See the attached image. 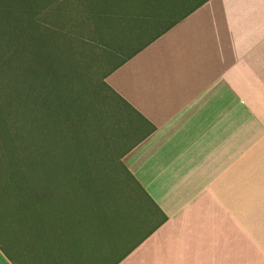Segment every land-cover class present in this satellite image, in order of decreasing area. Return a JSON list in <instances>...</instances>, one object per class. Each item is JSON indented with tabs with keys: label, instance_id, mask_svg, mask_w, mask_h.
<instances>
[{
	"label": "crops",
	"instance_id": "0c3cea01",
	"mask_svg": "<svg viewBox=\"0 0 264 264\" xmlns=\"http://www.w3.org/2000/svg\"><path fill=\"white\" fill-rule=\"evenodd\" d=\"M130 1L111 11L134 17L110 25L121 32L109 39L145 47L105 80L143 128L122 161L157 221L100 251L67 216L36 244L27 215L0 209V264L52 253V264H264V0ZM180 13L149 42L168 27L163 15Z\"/></svg>",
	"mask_w": 264,
	"mask_h": 264
},
{
	"label": "rangeland",
	"instance_id": "374dc122",
	"mask_svg": "<svg viewBox=\"0 0 264 264\" xmlns=\"http://www.w3.org/2000/svg\"><path fill=\"white\" fill-rule=\"evenodd\" d=\"M119 3L115 0H0V32H3L0 42L14 44L27 29L24 38L42 47L44 58L56 62L54 69L48 70V76L46 68L42 71L46 76L43 81L37 80L35 72L25 77L32 85L36 83L42 96L53 100L46 111L39 113L35 109L46 144L54 146L61 161V178L51 192L54 195L51 199L63 204L64 210L72 211L73 219L81 218L84 227L92 220L98 229L100 251L106 245L119 247L134 233L143 235L157 221L153 216L155 209L137 189L120 158L140 137L143 128L133 112L104 83V76L138 48L117 45L109 39L121 32L118 26L108 29L120 22L107 16L121 7ZM163 18L165 24L174 15H163ZM149 32L152 35L156 31ZM15 74L12 63L0 62V101L7 109H12L8 99ZM33 95L36 97V93ZM10 144L9 150H0V198L5 197L9 187L3 176L13 171L16 155H24L21 148ZM22 163V170L29 178L31 168ZM49 185L42 183L46 191ZM33 238L37 244L39 235L35 233ZM57 238L51 236L52 248L57 247ZM14 255L18 260V255ZM29 261L52 264L48 255L41 260L39 254H32ZM19 264L27 263L20 260Z\"/></svg>",
	"mask_w": 264,
	"mask_h": 264
},
{
	"label": "trees",
	"instance_id": "16d2710c",
	"mask_svg": "<svg viewBox=\"0 0 264 264\" xmlns=\"http://www.w3.org/2000/svg\"><path fill=\"white\" fill-rule=\"evenodd\" d=\"M115 1H121V4L119 3L118 6H131L135 4L130 0L123 2L122 0ZM146 1L147 0H142L143 4H145ZM202 2L204 1H197L194 8H197ZM188 14L189 13H180L174 15V18L167 22L168 27L156 30V32L149 38V42H152L154 39L162 35ZM107 16L113 20L123 19L125 16L131 18L134 17L133 14H125L122 12H111ZM26 32L27 29H24V33L20 35L19 39L15 41L14 44L0 42V62L5 61L6 63H12L16 72L15 84L12 87L11 97L8 99L9 105H11L12 109H7L0 101V138L2 140L0 150H9L11 146L10 143H13L14 148H21L24 151L23 157L16 155L14 158V161L12 162L13 171L11 174L3 176V179H5L9 187H11L9 188L7 186L5 190L7 194L4 195L5 197L0 198V209L3 210L2 213L9 212L16 215H27L29 222L34 226L35 233L37 235H42V233L48 228L52 231L57 230L59 220H63L65 216L68 218L71 216L73 219L72 216L75 215L72 211L67 209L64 210L63 204L59 203L58 200L51 199L54 196L51 192H53L55 184L57 185L61 178V161L58 152L53 148L54 146L49 147L46 144V139L43 137V125L41 124L40 118L36 114L35 109L38 110L39 113L43 110L46 111L53 104V100L49 97L46 98V95L42 96L41 91L36 87V83L32 85V83L25 78L29 76L31 72H35L38 76L37 80L39 82L43 81L46 76L42 74V71L46 68V75L48 76V70L54 69L56 62L55 60L44 58L42 47H39L38 45L34 46L29 40L24 38V36L26 37L27 35ZM2 36L3 32H0V41H2ZM144 47L145 45L136 48L129 57L133 56ZM32 54H35L36 57L32 58ZM124 62L125 60H122L112 68L104 76V80L110 72ZM104 83L123 101L125 105L133 108L130 103L121 97L106 81H104ZM33 92L36 93V97H34ZM130 148L131 146L124 152V154L129 151ZM12 151H15V149H12ZM123 155L120 157L121 160ZM23 161L29 166V168H31L29 178H27V175L22 170V166L24 165V163H22ZM121 163L137 189L155 209L156 204L154 200L125 166L123 161H121ZM30 178L31 181L29 180ZM85 181L86 180L83 179V182ZM46 182L51 185L49 186L52 189L49 188L46 191L45 188L42 187V183ZM141 204L144 205L143 203ZM56 207L61 208L56 210ZM5 209H10L11 211L7 212ZM57 217H59V220H54ZM67 221L69 220L67 219ZM91 221L85 227L81 218L73 219L70 223L81 225L83 244H86V242L89 241L90 230L93 231V234L98 235V241L100 244L98 229ZM148 232H151V229ZM50 257L52 263H57V254L52 253ZM120 258L121 256L117 257L114 264H116Z\"/></svg>",
	"mask_w": 264,
	"mask_h": 264
}]
</instances>
